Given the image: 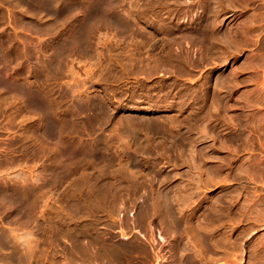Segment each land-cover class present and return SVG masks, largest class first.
<instances>
[{
    "label": "rangeland",
    "instance_id": "1",
    "mask_svg": "<svg viewBox=\"0 0 264 264\" xmlns=\"http://www.w3.org/2000/svg\"><path fill=\"white\" fill-rule=\"evenodd\" d=\"M0 48V181L34 214L0 199L4 264H71L92 218L119 241L158 228L174 264L164 199L193 264H264V0H0Z\"/></svg>",
    "mask_w": 264,
    "mask_h": 264
},
{
    "label": "bare ground",
    "instance_id": "2",
    "mask_svg": "<svg viewBox=\"0 0 264 264\" xmlns=\"http://www.w3.org/2000/svg\"><path fill=\"white\" fill-rule=\"evenodd\" d=\"M94 3V2H93ZM47 4V3H46ZM89 15V14H88ZM91 20V19H90ZM88 21V16L87 17H84L83 18V22H87ZM197 21V20H196ZM91 23V22H90ZM85 24V23H84ZM88 25V24H87ZM85 27V26H84ZM202 27V26H201ZM76 31V30H75ZM202 31V28L201 30ZM205 31V30H204ZM203 33V31H202ZM204 34V33H203ZM209 37V36H208ZM201 40V39H200ZM208 40V39H207ZM199 41V40H198ZM5 42V41H4ZM204 42V41H203ZM202 45V44H201ZM206 45V44H205ZM210 47V45H209ZM1 49V48H0ZM10 49V48H9ZM206 49V48H205ZM204 49V50H205ZM207 50V49H206ZM205 50V51H206ZM59 51V50H58ZM4 52V51H3ZM10 52V51H9ZM11 53V52H10ZM59 53V52H58ZM3 54V53H1ZM5 54V53H4ZM59 55V54H58ZM64 55V54H63ZM7 56V54H6ZM14 56V55H13ZM1 59H3V61H7L8 60V57H4L3 56H0ZM201 61V60H200ZM55 62V61H54ZM11 63V62H10ZM197 63V62H196ZM13 64V63H12ZM8 65V64H7ZM14 65V64H13ZM11 65V66H13ZM2 67V66H1ZM10 68V67H9ZM13 68V67H12ZM44 69V68H43ZM47 69V68H46ZM9 70V69H8ZM184 70V69H183ZM2 71V70H1ZM183 72V71H182ZM3 73V72H2ZM15 73V72H14ZM6 74V73H5ZM3 75V74H2ZM15 76V74H13ZM24 75V74H23ZM5 76V75H4ZM10 76V75H9ZM12 76V75H11ZM8 78V77H7ZM16 78V77H15ZM41 78V77H40ZM1 80V79H0ZM12 80V78H11ZM3 81V80H1ZM222 81V80H221ZM220 81V82H221ZM13 82V81H12ZM18 82V81H17ZM21 82V81H20ZM25 82V81H24ZM14 83V82H13ZM23 83V82H22ZM11 84V88L14 89L15 91H18L19 93L20 92H27L29 91L30 88H28V86L24 85L23 84ZM27 83V82H26ZM7 84V82H6ZM8 84H10L8 82ZM28 84V83H27ZM220 84V83H218ZM222 84V83H221ZM31 85V84H30ZM224 85V84H223ZM220 86V85H219ZM222 86V85H221ZM35 87V86H34ZM222 88V87H221ZM6 94V93H5ZM14 94V93H13ZM187 94V93H186ZM194 94V93H193ZM26 95V93H25ZM39 96V95H38ZM37 97V96H36ZM39 99V98H37ZM36 99V100H37ZM219 99V98H218ZM38 101V100H37ZM40 101V99H39ZM49 102V101H48ZM47 102V99L45 101L44 98H42V101L41 103H39V113H41V120L43 121V127H53V133H55L57 135V140H59V135H60V128H59V125L57 124V122H52L51 120V110L49 108V103ZM218 102V101H217ZM6 103V102H5ZM8 103V102H7ZM25 105V104H24ZM38 107V106H37ZM77 107V106H76ZM5 108V107H4ZM28 108V107H27ZM80 108V107H79ZM78 108V109H79ZM0 109H1V104H0ZM56 109V108H55ZM77 109V110H78ZM17 111V110H16ZM25 111V110H24ZM54 111V110H53ZM2 112V111H1ZM31 112V111H30ZM56 112V111H55ZM54 114V113H53ZM57 114V113H56ZM174 114V113H173ZM17 115V114H15ZM190 115V114H189ZM23 116V115H22ZM169 116V115H168ZM185 116V115H184ZM40 117V116H39ZM138 117V116H137ZM31 118V117H30ZM180 118V117H179ZM16 119V118H15ZM132 118L129 116V118L127 119V127H130L132 126L131 124V120ZM136 119V117H135ZM133 121V124H135L134 122H138L136 120ZM145 119V118H144ZM196 119V118H195ZM161 120V119H160ZM180 120V119H179ZM187 120V119H186ZM33 121V120H32ZM52 123H51V122ZM141 121V119H140ZM139 121V122H140ZM151 121V120H150ZM172 121V120H171ZM191 121V120H190ZM200 121V120H199ZM49 122V123H48ZM144 123L146 121H143ZM173 122V121H172ZM189 122V121H188ZM48 123V125H47ZM126 123V121H125ZM158 123V122H157ZM200 123V122H199ZM23 124V123H22ZM148 124V122H147ZM151 124V123H150ZM156 124V123H155ZM164 124V123H163ZM185 124V123H183ZM188 124V123H187ZM46 125V126H45ZM67 125V124H66ZM130 125V126H129ZM143 125V124H142ZM142 125L139 126L142 128ZM145 125V124H144ZM152 127H153V124H151ZM150 125V126H151ZM157 125V124H156ZM160 125V123H159ZM147 126V125H146ZM155 126V125H154ZM186 126V125H185ZM34 127V126H33ZM123 127V126H122ZM148 127V126H147ZM135 128V127H134ZM146 128V127H145ZM154 129H156L155 127H153ZM35 129V128H34ZM51 129V128H50ZM132 129V128H131ZM144 129V128H143ZM36 130V129H35ZM129 131L128 128H124V131ZM135 129H133V132H134ZM148 130V129H147ZM146 130V131H147ZM151 130V129H150ZM188 130V129H187ZM21 131V130H20ZM45 130L42 129V134L44 133L45 135ZM50 131V130H49ZM131 131V130H130ZM132 132V131H131ZM145 132V131H144ZM158 132V131H157ZM21 133V132H20ZM19 133V134H20ZM38 133V132H37ZM78 133V132H77ZM22 134V133H21ZM131 134V133H130ZM137 135V134H136ZM22 136V135H21ZM25 136V135H24ZM27 136V135H26ZM50 139V138H49ZM55 139V138H54ZM51 140V139H50ZM62 145V144H61ZM58 146V145H57ZM49 148V147H48ZM144 151V150H143ZM29 154V153H28ZM40 154V153H39ZM77 154V153H76ZM27 155V154H26ZM49 155V154H48ZM73 155V154H72ZM89 155V154H88ZM94 155L96 156V154H93L92 156L94 157ZM5 156V155H4ZM67 156V155H66ZM81 156V155H80ZM30 157V156H29ZM28 157V158H29ZM49 157V156H48ZM76 157V156H75ZM1 158H4V157H1ZM50 158V157H49ZM83 158V157H82ZM85 158V157H84ZM95 158V157H94ZM98 158V157H97ZM136 159V158H135ZM134 159V160H135ZM11 160V159H10ZM58 160V159H57ZM80 160V159H79ZM82 160V159H81ZM80 160V161H81ZM1 161V160H0ZM84 161V160H83ZM96 161V160H94ZM135 162V161H134ZM79 163V162H78ZM112 163V162H111ZM226 165V164H225ZM41 166V165H40ZM79 166V165H78ZM65 167V166H64ZM103 167V166H102ZM107 167V166H106ZM210 167V166H209ZM45 168V167H44ZM48 168V167H47ZM84 168V167H83ZM121 168V167H120ZM127 168H128V165H127ZM72 169H74L73 167L71 168H65L63 171V175L68 173V172H71ZM105 169V168H104ZM4 170V169H3ZM44 170V169H42ZM52 170V168H51ZM59 170V169H58ZM211 170V169H210ZM209 170V171H210ZM18 171V170H17ZM38 171V170H37ZM41 171V170H40ZM132 171H135L134 169ZM216 171V170H215ZM26 172V171H25ZM60 170L57 171L58 174H60ZM121 172V171H120ZM136 172V171H135ZM134 174H137L135 173ZM218 172V170H217ZM52 173V172H51ZM91 173V172H90ZM211 173V172H210ZM57 174V175H58ZM107 174V173H106ZM213 174V173H212ZM216 174V172H215ZM218 174V173H217ZM26 175V174H25ZM125 175V174H124ZM100 176V175H99ZM142 176V175H141ZM212 176V175H211ZM215 176V175H213ZM42 177V176H41ZM134 177V176H133ZM137 177V176H135ZM140 177V176H139ZM23 178V177H22ZM122 178V177H121ZM141 178V177H140ZM139 178V179H140ZM49 179V178H48ZM135 179V178H134ZM163 179V178H162ZM11 180V179H10ZM156 180V179H155ZM48 181V180H47ZM127 181V180H126ZM143 181V180H142ZM154 181V180H153ZM29 182V181H28ZM43 182V181H42ZM162 182V181H161ZM13 183V182H12ZM11 183V184H12ZM45 183V182H43ZM143 183V182H142ZM158 183V182H157ZM9 184V183H8ZM45 184H48V183H45ZM160 184V183H159ZM131 185V184H130ZM144 185V184H143ZM36 186V185H35ZM41 186V185H40ZM51 186V185H50ZM48 187V186H47ZM145 188V187H144ZM101 189V188H100ZM99 190V189H98ZM91 193V192H90ZM34 196V195H33ZM18 198H23L21 197V194H20V191L18 189H12V187L8 186L6 184V182H2L0 181V199H2L3 201H5L4 203L6 204H9V209H11L10 212H14L15 214L18 215V217L21 219H26V220H31V222L33 221V218H34V214L32 213V203L30 201H24V200H19L20 202L18 203ZM31 198V197H30ZM105 198V197H104ZM158 198H160L158 196ZM24 199V198H23ZM163 199H164V196H163ZM160 200V199H159ZM162 201V200H161ZM1 203V202H0ZM162 203V206L160 208H163L162 209V215L161 216V222H163V224L165 225V227L168 228V230H170L171 232H173V236H174V239L175 241L173 242L172 244V252H171V257H172V263L174 262V264H193L192 263V258L190 256L192 255H188L186 254V249H185V246H182L180 244V241H179V238L182 237V236H185L187 234V223L185 224H181L179 218H177L176 216H174L170 210L168 209V207L166 206V203H165V199ZM160 203V204H161ZM3 204V205H5ZM107 204V203H106ZM124 204V203H123ZM158 204V203H157ZM109 205V204H108ZM123 206V205H122ZM121 205L118 206V209L120 208V211H121ZM144 206V205H143ZM169 206V205H168ZM1 209H2V205L0 206ZM114 207V206H112ZM6 207V209H8ZM110 208V207H109ZM115 208V207H114ZM145 208V207H144ZM83 209V208H82ZM146 209V208H145ZM58 210V209H57ZM85 210V209H83ZM81 210V211H83ZM108 210V209H106ZM110 210V209H109ZM115 210V209H113ZM9 211V210H8ZM60 211V210H59ZM103 211V209H102ZM161 211V210H160ZM166 211V212H165ZM73 212V211H72ZM106 212V211H105ZM110 212V211H108ZM113 212V211H112ZM142 212V211H141ZM42 213V212H41ZM40 213V214H41ZM75 213V212H74ZM73 213V214H74ZM79 213V212H78ZM167 213V214H166ZM13 214V213H12ZM57 214V213H56ZM69 214V213H68ZM80 214V213H79ZM109 214V213H108ZM148 214V213H146ZM6 215V213H5ZM10 215V214H9ZM86 215V214H85ZM8 216V215H6ZM15 216V215H14ZM63 216V215H62ZM99 216V215H97ZM111 216V215H110ZM141 216V215H140ZM142 216L145 218V216L142 214ZM160 216V215H159ZM3 217V216H2ZM105 217V216H104ZM109 217V216H108ZM141 217V218H143ZM191 217V216H190ZM12 218V217H11ZM92 218V217H91ZM106 218V217H105ZM140 218V222L142 224L143 220ZM16 219V218H15ZM48 219V218H47ZM108 219V218H107ZM39 220H42V219H39ZM106 220V219H105ZM200 220V219H199ZM43 221V220H42ZM41 221V222H42ZM61 221V220H59ZM86 221V220H84ZM83 221V222H84ZM113 221V220H112ZM40 222V223H41ZM69 222V221H68ZM71 222V221H70ZM97 220L96 219H90L88 222H86L85 224L82 223L83 225H85L83 227H81V224L79 225L80 227L78 229H74L73 233L69 234V237L70 239L68 238V235L66 236L68 239H69V242H70V251H69V255H68V252H66L67 254L65 255H68V257H71L72 259V263L71 264H140L138 263L139 261H137L136 257L139 256L137 255L136 253H139V252H142L143 248H142V244L140 243H137L135 241H119L118 239L114 238L113 235L109 234V229L106 227L104 228V230H99L97 227H96V224H97ZM4 223V222H3ZM39 223V222H38ZM43 223V222H42ZM65 223V222H64ZM124 223V222H123ZM122 223V224H123ZM135 223V222H134ZM9 224V223H8ZM140 224V225H141ZM41 225V224H40ZM107 225V223H106ZM112 225V224H110ZM195 225V224H194ZM203 225V223H202ZM87 226V227H86ZM98 226V225H97ZM187 226V227H186ZM190 226V225H189ZM109 227V226H108ZM112 227V226H111ZM206 227V226H205ZM204 227V228H205ZM102 228V227H101ZM192 228V227H191ZM46 229V228H45ZM68 229V228H67ZM212 229V227H211ZM1 230V229H0ZM5 230V229H4ZM16 230V229H15ZM190 230V229H189ZM7 231V230H6ZM72 231V230H71ZM44 232V231H43ZM55 232V231H54ZM65 232V231H64ZM69 232V230H68ZM112 232V231H111ZM59 233H61L59 231ZM185 235H184V234ZM199 233V232H197ZM67 234V233H66ZM193 235V234H192ZM200 235H201V232H200ZM6 236V235H4ZM51 236V235H50ZM62 236V235H61ZM79 236H82V240L81 238H79ZM115 236V235H114ZM195 236V235H194ZM29 237V236H28ZM164 237V236H163ZM187 237H188V234H187ZM60 238V237H58ZM57 238V239H58ZM65 238V237H63ZM7 239V238H6ZM124 239H127V238H124ZM181 239V238H180ZM66 240V239H64ZM54 241V240H53ZM182 243V242H181ZM209 243V242H207ZM212 243V242H211ZM3 245V244H2ZM12 245V244H11ZM15 245V244H14ZM210 246V245H209ZM220 246V245H219ZM68 248V247H67ZM213 249V248H212ZM69 250V249H68ZM67 250V251H68ZM64 251V250H63ZM59 252V251H58ZM210 252V251H209ZM1 253V252H0ZM4 253V252H2ZM64 253V252H63ZM158 253V252H157ZM6 255V254H5ZM8 255V254H7ZM141 255V254H140ZM10 256H1L0 254V264H4L3 262H7V260H9ZM28 257V256H27ZM65 257V256H64ZM67 257V256H66ZM27 259V258H26ZM70 259V258H69ZM69 259H67L69 261ZM20 264H22V262L18 259H16ZM14 258H13V261H12V264H16V262H14ZM30 261V260H28ZM59 261V260H58ZM69 261V262H70ZM156 261V260H155ZM9 262V261H8ZM61 262V261H60ZM66 262V261H65ZM68 262V263H69ZM58 263V262H57ZM7 264V263H5ZM63 264V263H62Z\"/></svg>",
    "mask_w": 264,
    "mask_h": 264
},
{
    "label": "flooded vegetation",
    "instance_id": "3",
    "mask_svg": "<svg viewBox=\"0 0 264 264\" xmlns=\"http://www.w3.org/2000/svg\"><path fill=\"white\" fill-rule=\"evenodd\" d=\"M138 216L139 213L133 218V219H128L127 220V225L129 226H133V225H139L138 223ZM151 219V218H150ZM135 222V223H134ZM130 229H126L124 231H129ZM119 230H113V232H117ZM130 231L133 232H137L138 236L140 237V239H136V238H130L132 237V234H128L125 237L130 241H135V242H139L140 244H142V248L144 250L145 248V252L143 254H141V257L138 258L140 264H162L161 263V250L163 247L162 244V236L160 234V230L156 227H153L152 229H142V231L140 232L137 229H131ZM152 234L153 236V240L151 242V240L149 241V239L147 238V235ZM163 241H165V245L167 244L166 240L164 239ZM152 243V245H151ZM166 250V248L164 249ZM158 252V253H157ZM140 258L142 259V262L140 261ZM151 259H154L153 262H151ZM156 260V261H155Z\"/></svg>",
    "mask_w": 264,
    "mask_h": 264
}]
</instances>
